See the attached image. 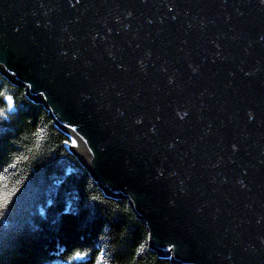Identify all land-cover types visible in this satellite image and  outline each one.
Instances as JSON below:
<instances>
[{"label": "water", "instance_id": "water-1", "mask_svg": "<svg viewBox=\"0 0 264 264\" xmlns=\"http://www.w3.org/2000/svg\"><path fill=\"white\" fill-rule=\"evenodd\" d=\"M0 72L159 255L264 264L262 0H0Z\"/></svg>", "mask_w": 264, "mask_h": 264}, {"label": "trees", "instance_id": "trees-1", "mask_svg": "<svg viewBox=\"0 0 264 264\" xmlns=\"http://www.w3.org/2000/svg\"><path fill=\"white\" fill-rule=\"evenodd\" d=\"M0 113V195L9 196L0 264H173L150 247L129 202L108 197L70 152L44 106L1 72Z\"/></svg>", "mask_w": 264, "mask_h": 264}, {"label": "snow or ice", "instance_id": "snow-or-ice-1", "mask_svg": "<svg viewBox=\"0 0 264 264\" xmlns=\"http://www.w3.org/2000/svg\"><path fill=\"white\" fill-rule=\"evenodd\" d=\"M262 2H264V0H262ZM7 102H8V105H9V108L12 107V98L11 97H7ZM4 114L3 113H0V116H3ZM185 115H187V113H185ZM8 194H2L0 195V208L4 207L8 201ZM77 256H80V253H76ZM97 264H102V260L98 258L97 260Z\"/></svg>", "mask_w": 264, "mask_h": 264}, {"label": "bare ground", "instance_id": "bare-ground-1", "mask_svg": "<svg viewBox=\"0 0 264 264\" xmlns=\"http://www.w3.org/2000/svg\"><path fill=\"white\" fill-rule=\"evenodd\" d=\"M74 145V143L73 144H71V146H73Z\"/></svg>", "mask_w": 264, "mask_h": 264}]
</instances>
